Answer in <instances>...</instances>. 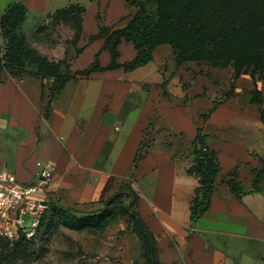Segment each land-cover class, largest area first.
Returning a JSON list of instances; mask_svg holds the SVG:
<instances>
[{
    "label": "crops",
    "instance_id": "1",
    "mask_svg": "<svg viewBox=\"0 0 264 264\" xmlns=\"http://www.w3.org/2000/svg\"><path fill=\"white\" fill-rule=\"evenodd\" d=\"M15 1L28 8L21 28L28 40L40 26L50 25L49 15L56 10L70 4L84 6L77 46L72 42L73 29L68 28L63 42L48 44V54L61 59L67 48H82L71 62L73 71L89 67L97 54L101 66L111 62V54L102 49L104 40L88 39L98 33L99 24L110 26L127 15L126 0H0V18ZM30 18L35 23L27 35L24 27ZM162 47L153 61L133 71L105 69L69 81L51 102L49 117L51 94L42 87L41 78H16L1 71L0 169H9L28 183L39 171L37 162H42L54 174L48 198L76 208L98 207L122 184L132 183L139 210L158 237L163 263L262 264L264 192L239 199L226 194L222 184L238 167V179L249 186V169L264 160L261 112L237 93L202 120L201 114L213 109L223 87L210 74L192 73L184 66L166 72L161 66ZM119 50L120 63L137 55L134 45L126 41ZM163 82L171 100L164 95ZM156 118L173 136L184 135L188 140L195 139L201 127L218 151L221 171L216 192L210 209L195 223L190 217L198 178L189 173L195 156L188 145L177 158L178 150L153 145L134 168L140 143Z\"/></svg>",
    "mask_w": 264,
    "mask_h": 264
},
{
    "label": "trees",
    "instance_id": "2",
    "mask_svg": "<svg viewBox=\"0 0 264 264\" xmlns=\"http://www.w3.org/2000/svg\"><path fill=\"white\" fill-rule=\"evenodd\" d=\"M138 0H126L135 3ZM231 0H158L157 14L154 16L144 6L138 8L134 14H127L110 26L99 24V31L91 35L88 42L103 39L102 49L111 54V62L103 67L99 62V54L95 61L83 70L72 71L71 62L78 55L82 48H76L74 54H70V49H66V56L63 60H50L32 47L21 31L22 24L26 20L28 8L23 2H12L5 9L0 18V72L5 70L16 78L26 75H33L44 81L53 78L50 88L51 101L48 105L47 116L51 109V102L63 91L67 83L73 79L87 77L95 71L105 69H117L123 67L125 71H133L154 60L156 49L165 43L171 44L177 60V68L187 60H196L203 56L207 58L219 55L226 49L232 57L244 55L246 50L233 44L235 37L244 36L250 31L249 20L252 16L256 4L251 3L242 18L229 22L228 19L218 13L219 6H229ZM86 8L80 4H70L69 6L56 10L49 15L50 25L57 23H69L74 30L72 42L77 46L81 39L83 30V15ZM97 18H100L98 14ZM127 20V22H125ZM41 27V26H40ZM40 27L37 29L39 30ZM260 30L264 32V20L261 22ZM122 41L132 43L137 51V55L129 62L120 63L119 45ZM68 59V60H67ZM28 64L36 65V74L24 72ZM237 78L240 77L236 73ZM212 79V77H210ZM216 83V82H215ZM164 95L171 100L166 90L165 82L161 84ZM238 95V94H236ZM235 96L227 93L225 99L214 101L213 109L208 113L201 114L200 118L208 120L210 113L218 107L224 100ZM261 118L264 122V111ZM154 127V123H151ZM151 130H148L140 143L138 152L134 160V168L143 160L151 148L147 143V138ZM178 141V147L185 144L189 146L187 150L195 156L194 164L190 167L189 173L198 178V187L195 191L191 204V221L195 223L200 219L211 206V198L216 192L217 177L221 171V163L218 151L209 144L208 136L203 133L201 127L197 128L195 139L188 140L184 135L173 136ZM182 140V142H181ZM172 146V145H169ZM191 148V149H190ZM184 151H175L174 156H181ZM251 182L249 186L238 179V167L234 168L232 176L223 180L222 184L227 187L226 194L237 198L251 193L264 192V160L260 159L258 167H251ZM124 191L131 197V202L124 203ZM221 194L225 195L224 192ZM138 193L132 183H124L109 198L100 203L103 208L98 209V226L104 230L110 224L119 219L120 216L128 215L132 219L133 227L139 237L144 241L146 247L147 264H161L158 258L159 242L154 231L148 226L139 210ZM67 206L62 205L55 199H50V209L42 219L40 231L43 229L48 218H53L58 213H67ZM89 217H96L93 214ZM79 220V219H78ZM85 219H82L84 221ZM39 231V233H40ZM35 239L21 238L14 243H10L0 236L2 250L0 252V264H27L28 258L35 247Z\"/></svg>",
    "mask_w": 264,
    "mask_h": 264
},
{
    "label": "rangeland",
    "instance_id": "3",
    "mask_svg": "<svg viewBox=\"0 0 264 264\" xmlns=\"http://www.w3.org/2000/svg\"><path fill=\"white\" fill-rule=\"evenodd\" d=\"M138 1L137 6L135 3H129L128 15L134 14L138 8L143 6L154 16L157 14L158 0ZM251 3H255L256 6L249 20L250 31L233 40V44L240 46L247 53L232 57L224 49L225 51L219 55L209 58L203 56L179 64L192 73L210 74L214 83L223 87L217 100L225 99L227 93L233 95L238 93L244 103L252 104L264 111V32L260 30L261 22L264 20V0H231L229 6H219L218 13L226 17L229 22L236 21L244 16ZM34 23L32 18L26 23L24 31L27 35L31 34ZM57 24L42 25L39 30L34 31L31 40L27 39L28 43L40 54L54 61L63 60L65 57L50 58L47 51L48 44L63 42L67 36L66 30L71 28L69 23ZM160 47H162L160 57L162 68L166 72L178 69L176 53L171 44L165 43L158 48ZM74 52L75 50H71L70 54ZM37 71V66L33 64H28L27 69L24 70L25 74H36ZM236 73L240 75L239 78ZM240 79L245 83H238ZM53 81V78H47L44 81V89L50 90ZM147 143L150 147L161 145L179 151H184L186 147L185 140H183V146L178 147V141L174 139L166 124L159 118H156L154 122ZM123 198L126 205L131 202L127 191H124ZM103 207L101 203L98 207H68L67 213H58L53 218H48L35 239L36 245L27 264H147L145 243L134 230L130 216H120L117 221L101 230L97 222V210ZM93 214H96V217H89ZM82 219L85 220L82 221ZM1 250L2 244L0 243V252ZM158 258L160 259V252ZM161 264L166 263L161 261Z\"/></svg>",
    "mask_w": 264,
    "mask_h": 264
},
{
    "label": "built area",
    "instance_id": "4",
    "mask_svg": "<svg viewBox=\"0 0 264 264\" xmlns=\"http://www.w3.org/2000/svg\"><path fill=\"white\" fill-rule=\"evenodd\" d=\"M33 181L24 183L9 169H0V236L10 243L37 238L50 209L47 188L54 180L51 168L37 162Z\"/></svg>",
    "mask_w": 264,
    "mask_h": 264
}]
</instances>
